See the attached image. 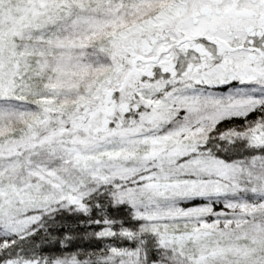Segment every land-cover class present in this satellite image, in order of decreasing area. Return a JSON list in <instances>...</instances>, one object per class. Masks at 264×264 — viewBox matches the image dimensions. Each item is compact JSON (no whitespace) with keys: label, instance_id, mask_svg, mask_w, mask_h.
<instances>
[{"label":"snow or ice","instance_id":"snow-or-ice-1","mask_svg":"<svg viewBox=\"0 0 264 264\" xmlns=\"http://www.w3.org/2000/svg\"><path fill=\"white\" fill-rule=\"evenodd\" d=\"M0 264H264V0H0Z\"/></svg>","mask_w":264,"mask_h":264}]
</instances>
